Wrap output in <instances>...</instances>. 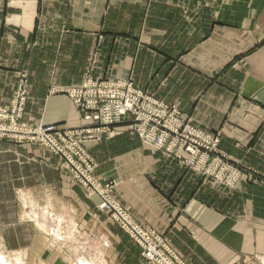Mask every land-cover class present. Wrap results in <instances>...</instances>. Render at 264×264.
Here are the masks:
<instances>
[{"label": "crops", "instance_id": "obj_1", "mask_svg": "<svg viewBox=\"0 0 264 264\" xmlns=\"http://www.w3.org/2000/svg\"><path fill=\"white\" fill-rule=\"evenodd\" d=\"M86 72L130 74L196 125L218 131L234 161L264 176V0H0V104H10L25 76L20 119L75 124L77 106L59 88ZM85 144L99 176L115 178L114 198L189 264H264L263 176L244 172L231 185L204 177L143 143L129 124ZM60 163L38 142L0 137L2 253L21 264H64L47 259L56 255L47 235L36 240L45 229L30 206H47L61 211L62 223H73L70 209L84 232L97 230L129 264H144L138 244Z\"/></svg>", "mask_w": 264, "mask_h": 264}, {"label": "built area", "instance_id": "obj_2", "mask_svg": "<svg viewBox=\"0 0 264 264\" xmlns=\"http://www.w3.org/2000/svg\"><path fill=\"white\" fill-rule=\"evenodd\" d=\"M23 83V79L18 83L10 115L7 108L0 107V117L3 119L8 115L10 117V122L0 120V137L10 136L16 140L43 141L48 144L47 146L55 153L63 156L64 166L82 183L88 193L97 192L99 194L101 197L99 205L112 210L113 216L139 243L143 257L159 264H187L160 233L152 228L142 227L118 203L112 195L114 179H107L103 182L97 179L94 172L97 163L82 146V141L85 138L99 137V133L108 124L132 117L133 121L139 122L137 124L139 132L146 141L155 142L158 146L165 145L170 149L174 146L175 139L168 140V144H164L166 139L163 137L164 133L155 135V132H152V129L147 125L151 126L150 121H162V118H166L167 121L163 123L170 125L172 130L178 132V129L181 130L183 122L170 117L165 106L159 105L150 95L136 88L128 77L106 80L93 79L89 74H86L81 83L60 88L67 91L72 100L77 102L79 112L82 114V123L79 126L60 127L53 124L23 126L15 122L19 116L17 110L23 108L25 99ZM181 133H184L181 136L184 140H192L197 145L191 144L187 147L193 153L197 151L193 147L199 148L204 142L215 145L216 138L202 132L201 129L189 126ZM202 136L204 140H202ZM196 164L199 167L203 165L198 161ZM214 167V163H211L210 168L195 169L210 177L224 180L228 184L235 181L242 173V168Z\"/></svg>", "mask_w": 264, "mask_h": 264}, {"label": "rangeland", "instance_id": "obj_3", "mask_svg": "<svg viewBox=\"0 0 264 264\" xmlns=\"http://www.w3.org/2000/svg\"><path fill=\"white\" fill-rule=\"evenodd\" d=\"M89 74L93 79H106V80H116L119 79L121 77H128L131 81V83L138 89L144 91L145 93H147L148 95H150L154 100H156L158 102L159 105H163L165 106L167 113L170 114V117H174L179 119L181 122H183L182 128H180L181 130L178 129V132L172 130L169 126L170 125H166L163 122L167 121L166 118H162V121H150L151 122V126L150 124L147 125V127H150L152 129V132H155V135L158 134H162L164 133L163 137L166 138L165 141L163 142L164 144H168V140H172L175 139V144L173 147H171L170 149L166 148L165 145L162 146H158L155 142H148L146 141L142 135L139 132L138 129V123L139 122H135L133 121L132 117H127L125 120L123 121H119V122H113L108 124L102 131L101 133H99V137H89V138H85L82 141V146L89 152V154L91 155V157L95 160V162L97 163V165L95 166L94 172L95 175L97 177V179L99 181H104L107 179H114V185L116 184V180L113 177H104L101 178L99 176V174L96 172V168L98 166V162L97 160L94 158V156L91 154L88 146L85 144L86 141H90V142H95L97 140H99L100 138L103 137L104 132H106L110 127H112L115 124H129L131 126V128L133 129V131H135L139 137V139L146 144H149L155 148H158L160 150L165 151L166 153L172 155L174 158H176L177 160L181 161L182 163L186 164L187 166H189L190 168H210L211 163H214L215 167L214 168H242V173L240 174V176L233 181L231 184H234L237 180H239L242 177V174L244 172L247 173V177L249 178H253L254 173H258L255 169L253 165L247 163L246 161L243 160H237L234 161L231 158V155L222 147H220L219 142H220V135L218 133V131H209L206 130L204 128H201L200 126L196 125L193 120L192 117L188 114H183L180 110V108L178 107V104L175 102H167L165 100H163L162 98L154 95L152 92L137 86L135 84V82L132 79V76L130 74H123L120 75L118 77H101V78H97L95 76H93L91 73L86 72L83 77ZM24 75V74H23ZM83 77L81 78V80L77 83H81ZM23 79L24 83H23V87L25 89V99L23 102V108L17 110L19 116H17V118L15 119V122L21 125H38V124H53L55 126H70V127H76L79 126L82 123V114L81 112H79V106L77 104V102H74L70 96V94L65 91L64 89H60V91L64 92L65 94L68 95V97H70V99L76 104L77 106V116H78V122L75 124H65L64 123H58V122H54V123H37V124H33V123H29V122H25L22 119H20V116H22V112L24 109V105L26 103V99H27V88L25 85V76H21L19 78V81ZM18 81V83H19ZM18 83L16 85L15 88V92H14V96L16 94V89L18 86ZM77 84H71V85H77ZM71 85H67V86H71ZM65 86V87H67ZM63 87V88H65ZM14 96L12 98V101L10 102V104L8 105H2L0 104V107H5L8 109V114L10 115V113L12 112V106L14 104ZM6 117V118H2L0 117V120H6L7 122H10V117ZM195 127L198 129H201L202 132L209 134V136H212L213 138H216L215 141V145L214 144H209L207 142H204L202 144V146H200L199 148L193 147V149H197V151L195 153L189 151L187 149L188 146H190L191 144L196 145L195 143H193L192 140H184L183 136L184 133H181L183 131H185L187 129V127ZM184 127V129H183ZM98 135V133H97ZM7 138H11L15 141H32V142H38L40 143L42 146L46 147L47 149H49L51 152H53L54 154H58L55 153L54 151H52L51 148H49L47 146V144H45L44 142H39V141H33V140H16L10 136H6ZM202 140H204V137H201ZM191 141V143H190ZM44 143V144H42ZM46 145V146H45ZM206 145H208L209 147H207ZM197 146V145H196ZM166 148V149H165ZM179 151V153H178ZM61 157V163H60V167L65 169L66 171H68L71 175L72 173L64 166V158L62 155L58 154ZM197 161L202 165V167L197 166ZM196 167H195V166ZM197 170V169H195ZM199 171V170H197ZM201 172V171H199ZM202 173V172H201ZM204 177H208L211 178L215 181H219L221 183L227 184V185H231L228 184L226 182H224V180H219L216 179L214 177H210L208 175H205L204 173H202ZM259 176H263L260 175L258 173ZM258 176V177H259ZM72 177L80 184V186H82L84 192L88 195H96L98 197L97 201L95 202L96 208H98L101 211H105L107 214L108 218L113 219L117 224H119L129 235L130 237L138 244L139 246V253L140 256L142 257V262L144 264H159L158 262L154 261V260H149L146 259L145 257H143L141 255V249H140V245L139 243L134 239V237L131 235V233L124 227L122 226L118 220L113 216L112 214V210L109 208H103L99 205L100 201H101V197L99 196V194L97 192H92V193H88L87 190H85V188L83 187L82 183L80 181H78L77 178H75L73 175ZM264 177V176H263ZM114 185L112 187V195H113V189H114ZM114 197V195H113ZM30 198V197H29ZM27 197V200L29 199ZM31 200L34 202V199L31 198ZM119 203V202H118ZM35 204V203H34ZM120 204V203H119ZM121 205V204H120ZM122 206V205H121ZM31 210L29 215L34 217L36 220V223L43 229L47 230L49 232V235L47 234V232L44 231H37V243L41 242V236L44 234L45 236L47 235V240H48V244L47 247L53 249V253L55 252L56 255H53V257L51 258L52 255L47 256L48 260L53 261V259L55 258H60L59 260H63L62 262H64V264H68L70 262V264H82L81 260H83V258L88 259L89 261H91L93 264H129L131 262L130 259L128 258H123V256L119 255L117 250L111 246V244L109 243V239L106 237H102V235H99L95 230V231H90L91 233H86L83 230L82 225L77 224V221L75 222V219L77 220V217L75 215H73V212L70 209L64 208L65 210H67L66 212V216H68V218H70V220H73V223H71L70 221L66 222V223H62V220H64V216L61 214V211L58 209L56 211V213H54L53 211H50L48 209L47 206H44L43 209H41V211H36L34 209L33 206H30ZM123 207V206H122ZM124 208V207H123ZM125 209V208H124ZM52 210V208H51ZM126 210V209H125ZM127 211V210H126ZM34 212L36 216H33L34 214L32 213ZM59 212V213H57ZM130 214V213H129ZM131 215V214H130ZM74 216V217H73ZM131 217L133 218V216L131 215ZM41 219L42 223H38L37 220ZM134 219V218H133ZM136 222H138L136 219H134ZM139 223V222H138ZM140 224V223H139ZM141 225V224H140ZM142 226V225H141ZM55 227V228H53ZM144 227V226H142ZM146 228V227H144ZM150 228V227H149ZM154 229V228H152ZM155 231H157L156 229H154ZM51 232V233H50ZM158 233H160L159 231H157ZM163 238L171 245V247L175 250V252L183 258V260H185L187 262V264H189L188 260L182 256L177 249L171 244L170 240L163 234L160 233ZM50 236V237H49ZM1 243H0V251L1 252H5V250L1 247ZM17 257V259L15 257ZM5 257L6 259H8V261L10 262V264H21L20 258L18 259V256L16 254H7L5 253ZM45 256H43V254L40 253V255H38V258L40 259H44ZM37 259V257H36ZM54 259V260H55ZM130 260V261H129ZM45 261V260H44ZM155 262V263H154Z\"/></svg>", "mask_w": 264, "mask_h": 264}, {"label": "bare ground", "instance_id": "obj_4", "mask_svg": "<svg viewBox=\"0 0 264 264\" xmlns=\"http://www.w3.org/2000/svg\"><path fill=\"white\" fill-rule=\"evenodd\" d=\"M41 141V140H40ZM43 142V141H41ZM45 143V142H44ZM46 144V143H45ZM48 145V144H47ZM53 151V150H52ZM57 153V152H56ZM13 254V253H12ZM15 257V256H14ZM17 259V257H15ZM82 264H93L91 261H89L88 259L83 258V260H81ZM0 264H10V262L8 261V259H6L5 254L0 252ZM12 264V263H11Z\"/></svg>", "mask_w": 264, "mask_h": 264}]
</instances>
